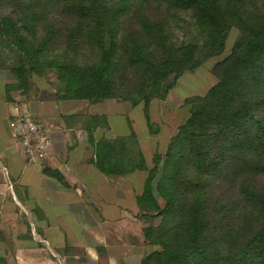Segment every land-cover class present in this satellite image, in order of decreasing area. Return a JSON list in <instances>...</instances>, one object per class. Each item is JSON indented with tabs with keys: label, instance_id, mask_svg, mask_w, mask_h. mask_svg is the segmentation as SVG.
<instances>
[{
	"label": "trees",
	"instance_id": "trees-1",
	"mask_svg": "<svg viewBox=\"0 0 264 264\" xmlns=\"http://www.w3.org/2000/svg\"><path fill=\"white\" fill-rule=\"evenodd\" d=\"M232 28L216 83L185 99L163 220L144 228L160 248L139 264H264V0H0V42L19 53L7 96L50 70L58 100L143 101L145 113L183 73L223 53ZM86 48L99 55L83 58Z\"/></svg>",
	"mask_w": 264,
	"mask_h": 264
},
{
	"label": "crops",
	"instance_id": "crops-1",
	"mask_svg": "<svg viewBox=\"0 0 264 264\" xmlns=\"http://www.w3.org/2000/svg\"><path fill=\"white\" fill-rule=\"evenodd\" d=\"M10 82L0 79V264H139L142 255L134 263L126 246L110 241L108 222L125 211L110 208L109 200L125 197L123 190L107 195L119 186L98 163L104 152L73 151L84 134L94 135L93 125L70 121L85 100L31 101L17 90L7 96ZM21 113L42 122L50 136L49 156L39 162H27L9 127Z\"/></svg>",
	"mask_w": 264,
	"mask_h": 264
},
{
	"label": "rangeland",
	"instance_id": "rangeland-1",
	"mask_svg": "<svg viewBox=\"0 0 264 264\" xmlns=\"http://www.w3.org/2000/svg\"><path fill=\"white\" fill-rule=\"evenodd\" d=\"M127 23L131 24L129 21ZM187 27V22H179L175 30L179 38L187 36ZM237 34V30L232 28L223 53L183 73L165 95L152 97L147 113L143 101L133 106L129 100L111 98L95 103L80 101L77 106L79 113L70 115V121L75 125L88 123L94 129V135L87 139L88 135L84 134V142L73 151L104 152L99 165L107 171L108 179L119 186L109 187L107 195L116 194L117 190L124 192L125 198L120 199L119 203L111 204L113 200H109L110 208L119 206L125 211L119 221L111 219L108 222L114 230L110 241L116 246H126L132 260L134 257V263L137 257L160 248L145 236L144 228L156 226L163 220L161 211L169 197L163 191L168 170L167 154L179 125L189 117V105L185 99L192 95H203L216 83L212 68L228 53ZM98 55L94 49L82 50V56L86 59H94ZM18 60V51L0 42V79L15 82L10 70L18 64ZM27 76V87L16 92L31 101L39 98L58 101L54 86L57 80L53 71Z\"/></svg>",
	"mask_w": 264,
	"mask_h": 264
},
{
	"label": "built area",
	"instance_id": "built-area-1",
	"mask_svg": "<svg viewBox=\"0 0 264 264\" xmlns=\"http://www.w3.org/2000/svg\"><path fill=\"white\" fill-rule=\"evenodd\" d=\"M9 127L27 162H39L49 156L51 139L42 122L29 113H21L10 118Z\"/></svg>",
	"mask_w": 264,
	"mask_h": 264
}]
</instances>
